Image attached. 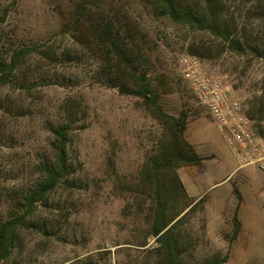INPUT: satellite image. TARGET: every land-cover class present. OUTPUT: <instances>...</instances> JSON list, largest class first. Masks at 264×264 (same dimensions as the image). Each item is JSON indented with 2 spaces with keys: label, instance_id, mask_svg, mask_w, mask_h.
<instances>
[{
  "label": "rangeland",
  "instance_id": "rangeland-1",
  "mask_svg": "<svg viewBox=\"0 0 264 264\" xmlns=\"http://www.w3.org/2000/svg\"><path fill=\"white\" fill-rule=\"evenodd\" d=\"M178 2L219 31L172 20L158 0H0V58L26 49L0 84V219L22 211L39 163L52 159L51 126L73 121L70 177L35 206L32 225L16 227L0 264H164L152 232L160 195L166 220L180 218L172 234L181 264L213 255L264 264V169L237 152L178 64L199 59L257 128L264 0ZM175 133L200 163L176 160L152 176Z\"/></svg>",
  "mask_w": 264,
  "mask_h": 264
},
{
  "label": "trees",
  "instance_id": "trees-1",
  "mask_svg": "<svg viewBox=\"0 0 264 264\" xmlns=\"http://www.w3.org/2000/svg\"><path fill=\"white\" fill-rule=\"evenodd\" d=\"M163 6L164 12L170 16V18L176 22H181L190 25H196L201 28H211L216 32L219 31V26L214 23H205L200 15L194 12L191 8L183 7L179 5L178 0H158ZM1 20V18H0ZM26 52V49L17 51L11 55L10 59L0 58V84H5L9 81V76L16 68L19 58ZM139 89L144 94V97L148 100L152 99L151 95H147L150 92L148 85H140ZM140 94V93H139ZM155 106V110L160 116H165L168 119L173 117L165 114L162 109ZM264 112V105L261 109V113ZM178 124L181 123L178 121ZM73 130V121L69 118L54 123L51 128L52 140L50 146L53 152L52 159L47 162L39 163L40 175L38 179L24 192L21 199V212L11 215L7 218L0 219V260L6 259L13 250L14 240L16 238L15 229L18 226H26L33 222H29L28 215L31 214L35 206L42 202L45 197L50 193L61 181L66 180L72 173V163L69 158V143L70 135ZM182 131V128L180 129ZM174 140L168 150H165L161 156L153 162L151 166V175L157 176L168 168V165L173 164V161L178 160L182 163L198 164L201 161L199 155L196 154L193 146L182 139L179 140L178 134H174ZM165 175L161 176L164 178ZM159 177V176H157ZM154 178V177H152ZM178 186L182 189L186 196L187 192L182 184V181L178 175H176ZM161 188V189H160ZM162 187L160 183H157L156 191L158 192ZM236 191V190H235ZM158 194V193H157ZM238 196H240L238 194ZM158 204L155 209V217L153 222V235L159 242L160 248L163 250L164 264H181L180 252L176 245L172 234V228L177 220L176 214L170 220H166V202L162 201L161 195L158 196ZM201 200V197L199 198ZM195 201H189L187 207L192 209ZM182 212V211H181ZM237 208L234 212V220L237 224ZM180 213V212H179ZM175 220V221H174ZM174 221V222H173ZM173 222V223H172ZM172 223V224H171ZM235 228V234H236ZM228 260V256L213 255L210 258L204 259L199 264H224Z\"/></svg>",
  "mask_w": 264,
  "mask_h": 264
},
{
  "label": "built area",
  "instance_id": "built-area-1",
  "mask_svg": "<svg viewBox=\"0 0 264 264\" xmlns=\"http://www.w3.org/2000/svg\"><path fill=\"white\" fill-rule=\"evenodd\" d=\"M178 64L184 78L190 81L198 104L209 111L219 130L229 134L230 142L237 145V152L264 169V115L258 127L253 128L241 101L229 95L219 77L208 75L199 59L183 55Z\"/></svg>",
  "mask_w": 264,
  "mask_h": 264
},
{
  "label": "crops",
  "instance_id": "crops-1",
  "mask_svg": "<svg viewBox=\"0 0 264 264\" xmlns=\"http://www.w3.org/2000/svg\"><path fill=\"white\" fill-rule=\"evenodd\" d=\"M180 179H181V181H182V184H183V186H184L186 192L191 193V189H190V187L187 186V184L185 183V180H184L183 178H180ZM193 190H194V189H193ZM194 194H195V193H194Z\"/></svg>",
  "mask_w": 264,
  "mask_h": 264
}]
</instances>
